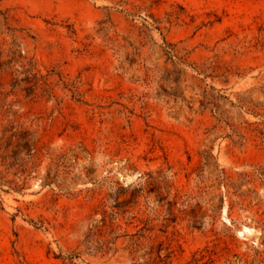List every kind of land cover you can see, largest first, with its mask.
Wrapping results in <instances>:
<instances>
[{
    "label": "rangeland",
    "instance_id": "374dc122",
    "mask_svg": "<svg viewBox=\"0 0 264 264\" xmlns=\"http://www.w3.org/2000/svg\"><path fill=\"white\" fill-rule=\"evenodd\" d=\"M0 264H264V0H0Z\"/></svg>",
    "mask_w": 264,
    "mask_h": 264
}]
</instances>
